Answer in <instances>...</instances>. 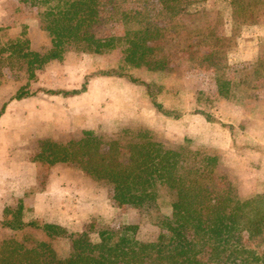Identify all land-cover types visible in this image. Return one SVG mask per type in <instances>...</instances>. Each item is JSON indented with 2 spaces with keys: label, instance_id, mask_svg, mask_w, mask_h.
I'll return each mask as SVG.
<instances>
[{
  "label": "rangeland",
  "instance_id": "1",
  "mask_svg": "<svg viewBox=\"0 0 264 264\" xmlns=\"http://www.w3.org/2000/svg\"><path fill=\"white\" fill-rule=\"evenodd\" d=\"M109 2L95 26L79 29L78 42L50 68L45 88L51 78L49 86L55 88L56 92L68 86L71 88L68 92L73 91L74 87L86 89L82 83L85 73L86 81H91L117 69L131 74L136 81L121 79L143 89L145 93V83L155 82L154 90H161L158 100L162 99L175 110L181 111L183 118L201 112V115H207L209 119L224 126H227L225 122L239 119V122H235L239 135L233 132L234 127L230 128L231 133L236 136H232L234 143L229 148L231 153L234 150V157L224 160L226 156L222 158L220 155L217 186L220 189L237 187L242 199L264 190V0H181L179 5L185 9L176 14H173L174 11H167L159 0ZM41 17L39 8L28 6L19 0H0V44L21 39L24 35L23 39H29L35 48L44 47L48 42V35L42 32ZM109 41L110 46H100ZM136 42H142L136 56L144 53L145 60H165L166 71L159 76L147 71L146 67L129 65L128 50ZM25 79L22 61H0V101L14 95L20 87L19 83L25 82ZM47 100L49 99L42 100L44 102L38 100L40 105L34 106L47 114L45 121H36L37 117L35 113L32 114V105L29 103L9 104L10 115L5 121H1L0 126L9 125L11 118L19 116L17 121H13V125L17 124L18 128L23 129L20 134L8 132L7 139L14 138L10 142L19 137L27 141L30 136L34 137L38 133L37 129L42 125L51 127L50 120L54 117L49 118L48 113L56 115L55 110L51 109L58 108L54 106V101L49 104ZM1 109L0 103V111ZM89 112L92 113L91 117H95V112ZM118 130L117 133H103L121 138L125 149L131 148L135 141L165 138L142 127L130 131L118 127ZM67 136L68 134L63 135L62 139ZM185 138L187 136L183 135L166 139L177 144L182 143ZM203 140V137L195 138L194 143L206 146ZM36 147L34 142H27L24 149H18L15 144L9 147L3 144L0 151L6 157L21 154L26 158L29 153L34 157ZM258 164L261 171H257L255 176L254 166ZM2 177L0 173V188H4L1 187ZM103 189L109 190L117 207L113 187L110 185ZM170 200L167 197L154 203L145 202L141 207H118L120 216L117 223H89L85 234L90 236H82L76 245L82 242H99L100 230L113 225L125 227L122 234L124 244H130L134 240L167 244L172 231L166 221L158 220V213L159 216L171 218ZM129 208L135 210L129 214L131 219L128 224L129 219L124 216V212ZM15 212L13 214L20 215ZM3 236L4 239L10 236L7 230L5 234L2 231L0 237ZM23 238L29 239L26 236ZM239 244L248 250H255L260 259L264 258V227L256 235L243 230ZM56 255L58 257L57 252ZM198 258L196 260L199 264H216L209 261L204 253Z\"/></svg>",
  "mask_w": 264,
  "mask_h": 264
},
{
  "label": "trees",
  "instance_id": "2",
  "mask_svg": "<svg viewBox=\"0 0 264 264\" xmlns=\"http://www.w3.org/2000/svg\"><path fill=\"white\" fill-rule=\"evenodd\" d=\"M19 1L39 8L42 32L48 35V42L37 49L22 35L23 40L0 44V61L18 59L24 64L26 79L19 83L13 99L21 101L40 92L58 94L45 88L50 68L78 42L80 28L96 25L110 0ZM159 2L173 14L185 9L179 5L181 0ZM141 46L142 42L131 44L129 65L146 67L160 76L166 71V61L145 60L144 53L136 56ZM101 76L136 81L128 72L117 69ZM154 85L145 83L155 110L167 118L180 117L179 111L164 109L158 100L161 90L155 91ZM62 93L76 95L80 91ZM121 141L103 132H86L67 144L41 141L36 157L50 163H79L91 177L112 185L117 207H141L145 202L170 197L172 216L163 220L172 231L169 242L161 245L134 240L124 244L125 227L113 225L100 230L97 243L76 245L85 232L67 236L70 254L58 259L53 241L61 234L56 227L40 223L28 226L21 218H10L6 213L1 224L10 236L0 243V264H199L196 258L202 253L216 264H264V258L260 259L255 250L239 244L243 230L256 235L264 227V195L242 199L237 187L220 189L217 174L221 156L217 149L199 146L190 138L177 144L166 138L140 140L129 149ZM26 227L36 231L33 238L20 235Z\"/></svg>",
  "mask_w": 264,
  "mask_h": 264
},
{
  "label": "crops",
  "instance_id": "3",
  "mask_svg": "<svg viewBox=\"0 0 264 264\" xmlns=\"http://www.w3.org/2000/svg\"><path fill=\"white\" fill-rule=\"evenodd\" d=\"M86 75L87 73L84 74L82 82L86 89L74 87V90L80 91L76 95L62 93L71 90L68 86L57 92L58 94L40 92L21 101L13 99L12 95L0 101L2 104L0 123L9 117L8 107L12 102L18 105L31 104L32 114L35 113L37 117L36 121H45L47 117V114L35 109L34 106L40 105L38 100L49 99L47 100L49 104L54 101L56 104L54 106L58 108L51 109L55 110L57 116L48 113L49 118L54 117L50 120L51 127L40 126L37 129L38 133L33 134L34 137L30 136L27 141L19 137L16 141L10 142L14 138L8 140L6 136L8 132L14 134L23 132L17 124L13 125V121H17L19 116L16 119L11 118L9 125L0 126V150L3 149V144L8 147L15 144L18 149L26 148L27 142L37 144L34 157L30 153L26 154V158H23L21 154L6 157L4 152L0 151V173L3 175L1 187H4L0 188V235L2 231L4 234L6 231L1 224L6 213L12 212L9 215L10 218L19 217L28 226L32 223L49 224L56 227L62 234L53 241L54 249L60 259H65L70 254L71 243L66 238L67 236L85 232L88 230L86 229L88 224L96 221L117 223L120 209L114 205L109 190L103 189V187L107 189L110 183L108 184L106 180L94 179L79 163L71 161L50 163L38 159L36 156L41 141L52 140L67 144L71 140L80 138L86 132L117 133L118 127L125 130H136V127H142L165 138H177L184 135L194 141L195 138L203 137L205 145L216 148L222 158L226 156L224 160H231L234 157V150L231 153L229 148L231 144L233 146L232 136L235 135L231 133L230 128H235L233 132L239 135L235 123L239 122V119L225 122L227 126H224L216 120L209 119L207 115H201V112L183 118V113L180 111V117L167 118L155 110L148 94L136 85L117 77H98L86 81ZM50 81L51 78L46 89L55 91V88L49 86ZM159 102L166 110L178 111L162 99ZM89 111L95 112V117H91L92 113ZM19 114L21 113H17ZM17 115L15 114L14 117ZM67 134V138L62 139V136ZM254 169V175L257 176V171H261L260 164L254 166ZM262 192L264 190L256 192L259 194L254 196L264 195ZM132 210L135 209L129 208L124 212V216L129 219L128 224ZM170 211L172 213V209ZM13 212L20 213V215L13 214ZM160 216L158 220L161 221L168 218ZM35 234L36 231L32 227H26L20 233L29 238H33ZM86 236L90 235L86 234ZM2 239L4 236L0 237L1 242Z\"/></svg>",
  "mask_w": 264,
  "mask_h": 264
}]
</instances>
